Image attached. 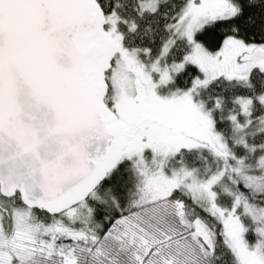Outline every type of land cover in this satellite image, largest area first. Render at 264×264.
Returning a JSON list of instances; mask_svg holds the SVG:
<instances>
[{
  "label": "snow or ice",
  "instance_id": "obj_1",
  "mask_svg": "<svg viewBox=\"0 0 264 264\" xmlns=\"http://www.w3.org/2000/svg\"><path fill=\"white\" fill-rule=\"evenodd\" d=\"M0 264H264V0H0Z\"/></svg>",
  "mask_w": 264,
  "mask_h": 264
}]
</instances>
